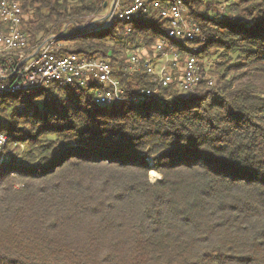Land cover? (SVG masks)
Masks as SVG:
<instances>
[{
  "label": "trees",
  "instance_id": "obj_1",
  "mask_svg": "<svg viewBox=\"0 0 264 264\" xmlns=\"http://www.w3.org/2000/svg\"><path fill=\"white\" fill-rule=\"evenodd\" d=\"M108 7L21 0L30 46L71 29L62 53L108 62L127 97L157 92L111 106L96 83L0 99V264H264V0H189L197 38L163 51L214 60L215 83L191 92L176 73L160 88L121 72L165 39L155 11L76 30Z\"/></svg>",
  "mask_w": 264,
  "mask_h": 264
},
{
  "label": "built area",
  "instance_id": "obj_2",
  "mask_svg": "<svg viewBox=\"0 0 264 264\" xmlns=\"http://www.w3.org/2000/svg\"><path fill=\"white\" fill-rule=\"evenodd\" d=\"M188 2L131 0L122 6L120 0H113L111 18L129 23L140 15L155 11L169 27L165 39L155 45L156 53H161L164 59L158 69H154L149 60L141 63L137 54H132L129 64L121 70L122 73L131 75L142 68L160 88L168 87L173 82V74L178 73V87L184 92L193 91L201 81L206 80L194 56L187 54L183 65L179 66L178 56L172 50L170 53L163 51L168 48L169 40L186 44L197 38L198 28L192 26L186 17ZM23 19L21 0H0V99L50 87L87 88L92 83L100 88L95 95L99 105L111 106L125 101L149 102L156 95V90H146L127 97L115 77L118 71L108 62L60 51L63 39L68 36H50L30 46L27 36L20 29ZM130 30L127 28L126 33L129 34ZM207 83L212 86L213 81L207 79ZM8 140V136L0 132V169L9 160Z\"/></svg>",
  "mask_w": 264,
  "mask_h": 264
},
{
  "label": "rangeland",
  "instance_id": "obj_3",
  "mask_svg": "<svg viewBox=\"0 0 264 264\" xmlns=\"http://www.w3.org/2000/svg\"><path fill=\"white\" fill-rule=\"evenodd\" d=\"M109 1V4H110V6H111V3H112V0H108ZM206 1V0H205ZM109 12V11H108ZM107 12V13H108ZM107 13H106V15H107ZM103 17H105V15L104 16H101V17H99V18H95V19H92L91 21H100V19L101 18H103ZM111 21V20H110ZM103 23H105V21L103 20ZM67 27V26H66ZM85 26L84 25H79L77 28H76V30L78 31V32H81V29H83ZM75 29V28H74ZM89 30V29H88ZM87 30V31H88ZM90 30H92V29H90ZM63 31H65V32H62V35L64 36V37H67V36H69L70 34V32L72 31L71 29H64ZM75 31V30H74ZM75 33V32H74ZM66 46H67V44H66ZM169 53H170V51H169ZM136 54H137V56L141 59V63H143L144 61H146V60H149L150 62H151V64H152V66H153V68L154 69H158L160 66V64L158 63L157 64V62H159L160 60L162 61V60H164L163 59V56L161 55V54H158V53H156L155 51H153V49H151V53H149V51L148 50H145V49H143V48H139V49H137L136 50ZM179 60H178V62H179V66H182L183 65V58L180 60V58H178ZM213 64H214V60H200V63H199V67H200V69L202 70V72H201V75H202V77L203 78H205V79H210V80H212L214 83H215V79L213 78V77H211V76H209L208 74H207V72L209 71V70H211L212 68H213ZM162 65V64H161ZM212 71V70H211ZM175 76H176V78H178L179 77V74H175ZM160 179V176L158 175V174H156L155 172H151L150 174H149V180L152 182V183H155V182H157L158 180Z\"/></svg>",
  "mask_w": 264,
  "mask_h": 264
},
{
  "label": "crops",
  "instance_id": "obj_4",
  "mask_svg": "<svg viewBox=\"0 0 264 264\" xmlns=\"http://www.w3.org/2000/svg\"><path fill=\"white\" fill-rule=\"evenodd\" d=\"M112 2H113V0H112ZM111 6H112V3H111ZM111 6H110V4H109V7H108V10H107V12L109 11V9L111 8ZM106 12V13H107ZM106 15V14H105ZM92 19H89V20H87L86 21V23H84L83 25L87 28V29H92V30H96V29H100V27H101V25L103 24V20H104V17L103 18H101L100 19V21H91ZM163 64V60L161 61H159V62H157V64ZM159 65V66H160Z\"/></svg>",
  "mask_w": 264,
  "mask_h": 264
},
{
  "label": "water",
  "instance_id": "obj_5",
  "mask_svg": "<svg viewBox=\"0 0 264 264\" xmlns=\"http://www.w3.org/2000/svg\"><path fill=\"white\" fill-rule=\"evenodd\" d=\"M105 6H106V4H105ZM113 8H114V6L112 5L111 8L109 9V12L107 13V15H105L104 21H106V20H108V19L111 18L112 12H113ZM86 30H87L86 27H84L83 29H81V31H83V32H85Z\"/></svg>",
  "mask_w": 264,
  "mask_h": 264
}]
</instances>
